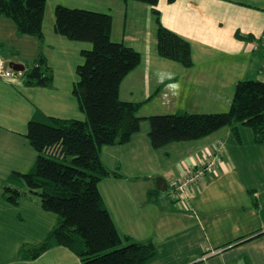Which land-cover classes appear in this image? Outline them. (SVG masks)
<instances>
[{"label":"crops","instance_id":"obj_1","mask_svg":"<svg viewBox=\"0 0 264 264\" xmlns=\"http://www.w3.org/2000/svg\"><path fill=\"white\" fill-rule=\"evenodd\" d=\"M57 6L110 15L111 41L140 54L138 67L121 82L119 98L139 103L143 119L226 112L239 81L264 82V0H159L161 25L190 45L189 68L157 54L154 16L137 1L47 0L42 41L19 35L14 22L0 16V64L26 69L42 54L53 72L50 88L24 86L22 73L0 78V193L12 172H27L36 159L26 138L36 110L84 119L72 86L81 52L91 45L55 33ZM148 132L143 120L128 143L100 151L103 165L120 175L99 183L119 235L155 246L157 255L147 264H264V140L255 142L250 129L238 126V138L226 127L196 141L153 149ZM215 154L219 161L213 171L172 198L177 183ZM160 178L169 190L166 199L156 188ZM23 248L19 259L0 264H81L65 248L23 260Z\"/></svg>","mask_w":264,"mask_h":264},{"label":"trees","instance_id":"obj_2","mask_svg":"<svg viewBox=\"0 0 264 264\" xmlns=\"http://www.w3.org/2000/svg\"><path fill=\"white\" fill-rule=\"evenodd\" d=\"M46 1L0 0V16L10 18L19 35L42 41ZM132 1L150 7L157 24V54L191 67L189 43L160 23L159 0ZM54 14L56 34L91 45L81 52L83 62L76 67L78 78L72 86L84 119L64 120L36 110L28 122L26 138L36 159L27 172H12L1 194L13 206L22 198L37 196L43 210L57 215V223L38 247L22 249L21 259L33 260L49 250L65 248L81 264H147L157 255L155 246L121 237L103 204L99 183L120 175L103 165L101 149L128 143L139 132L143 120L149 123L148 137L153 149L196 141L226 127L232 128L238 138V126L250 129L255 142L262 143L264 82L239 81L226 112L143 119L137 114L139 103L119 98L121 82L138 67L141 57L132 48L111 41L110 15L63 6H57ZM22 75L26 87L52 86L53 72L42 54Z\"/></svg>","mask_w":264,"mask_h":264},{"label":"rangeland","instance_id":"obj_3","mask_svg":"<svg viewBox=\"0 0 264 264\" xmlns=\"http://www.w3.org/2000/svg\"><path fill=\"white\" fill-rule=\"evenodd\" d=\"M260 49L264 51V48L260 47ZM146 125L149 127L148 121ZM168 192L169 190L163 193V199L167 198ZM4 203L0 193V205H5L0 207V262L19 259L20 249L23 246L25 251L38 247L57 221L55 213L41 208L37 196L22 198L17 206ZM178 207H181V204ZM48 253L51 255L55 252ZM217 261L220 260L216 258L214 262Z\"/></svg>","mask_w":264,"mask_h":264},{"label":"built area","instance_id":"obj_4","mask_svg":"<svg viewBox=\"0 0 264 264\" xmlns=\"http://www.w3.org/2000/svg\"><path fill=\"white\" fill-rule=\"evenodd\" d=\"M16 74L18 73L4 70L2 64H0L1 79L13 78ZM218 161L219 159L217 158V154L209 155L208 159L205 162L188 172L183 177V179L179 183H177V185L173 189L171 197L175 198L176 196L183 195L184 193H186L192 185L198 183L206 175L210 174L213 171L214 167L217 165Z\"/></svg>","mask_w":264,"mask_h":264},{"label":"water","instance_id":"obj_5","mask_svg":"<svg viewBox=\"0 0 264 264\" xmlns=\"http://www.w3.org/2000/svg\"><path fill=\"white\" fill-rule=\"evenodd\" d=\"M4 70H11L14 73H23L25 71V67L20 64L6 62L3 65ZM156 188L160 192L166 191V183L163 179H158L156 182Z\"/></svg>","mask_w":264,"mask_h":264},{"label":"clouds","instance_id":"obj_6","mask_svg":"<svg viewBox=\"0 0 264 264\" xmlns=\"http://www.w3.org/2000/svg\"><path fill=\"white\" fill-rule=\"evenodd\" d=\"M178 87H179V86H177V90L173 92L174 95H175V94H178Z\"/></svg>","mask_w":264,"mask_h":264}]
</instances>
